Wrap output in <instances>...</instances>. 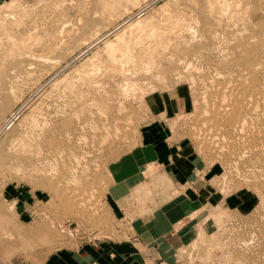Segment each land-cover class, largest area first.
Masks as SVG:
<instances>
[{
	"label": "rangeland",
	"instance_id": "374dc122",
	"mask_svg": "<svg viewBox=\"0 0 264 264\" xmlns=\"http://www.w3.org/2000/svg\"><path fill=\"white\" fill-rule=\"evenodd\" d=\"M258 37L264 0H3L0 129L18 118L0 133V264L130 238L109 197L111 165L139 143L147 96L181 90L173 132L219 165L221 193L248 191L257 204L217 207L215 228L174 260L264 264V101L241 107L238 124L221 111L237 107L230 87L242 81L243 44Z\"/></svg>",
	"mask_w": 264,
	"mask_h": 264
},
{
	"label": "crops",
	"instance_id": "0c3cea01",
	"mask_svg": "<svg viewBox=\"0 0 264 264\" xmlns=\"http://www.w3.org/2000/svg\"><path fill=\"white\" fill-rule=\"evenodd\" d=\"M181 92L147 96L151 114L141 126L139 143L111 165L109 197L133 235L62 247L44 264H176L177 246L188 243L201 228H215L211 214L217 207L249 212L256 206L248 191L221 193L219 165H209L193 140L173 132L171 118L185 106Z\"/></svg>",
	"mask_w": 264,
	"mask_h": 264
},
{
	"label": "bare ground",
	"instance_id": "6f19581e",
	"mask_svg": "<svg viewBox=\"0 0 264 264\" xmlns=\"http://www.w3.org/2000/svg\"><path fill=\"white\" fill-rule=\"evenodd\" d=\"M142 14L139 13L137 17H139ZM139 19V18H138ZM142 19V18H141ZM147 20V19H146ZM261 21V20H260ZM144 22V21H143ZM129 23V21L125 22L124 24ZM141 24L140 20H137L135 22V26H139ZM263 24V23H262ZM144 25V24H143ZM148 25V23L146 24ZM142 26V25H141ZM135 28V27H134ZM116 35H119L118 33ZM245 35V34H244ZM246 37V36H245ZM247 38V37H246ZM253 38V37H252ZM255 38V37H254ZM243 39H245L243 37ZM250 39V38H249ZM255 40V39H254ZM109 41V40H107ZM108 45L111 46L110 43H107ZM121 51L124 50V45H120ZM114 49V48H113ZM114 51V50H113ZM243 55L240 57L242 60V81L239 83H236L233 85V87H230V92L235 96V100L237 101L235 105L237 107L233 108H227L226 111L221 109L222 115L225 117H228L232 121H235L238 124L239 118H241V113L240 111L247 110L249 108L253 109L255 105V101H253L254 97L257 100H263L264 101V38L258 37L255 42L249 43L245 42L243 44L242 48ZM240 71V70H239ZM204 77V76H203ZM193 80V79H192ZM194 81V80H193ZM195 82V81H194ZM229 84V83H228ZM230 85V84H229ZM220 86V85H219ZM222 87V86H221ZM229 87V86H228ZM226 88V87H225ZM222 89V88H221ZM228 92V91H227ZM257 95H259V99H257ZM209 98V97H208ZM207 98V99H208ZM223 99V98H222ZM232 100V99H231ZM226 101V100H225ZM223 102V100H222ZM214 103V101H213ZM217 103V102H216ZM215 103V104H216ZM242 103V104H240ZM258 104V103H257ZM210 106V105H209ZM213 106V105H212ZM224 106V105H223ZM259 106V105H258ZM243 110H242V108ZM256 107V106H255ZM226 108V107H225ZM224 108V109H225ZM216 110V109H215ZM257 110V109H256ZM220 111V113H221ZM253 111V110H252ZM3 113V110H0V115ZM253 113V112H251ZM120 114V113H119ZM199 114V113H198ZM16 115V116H15ZM13 116L10 119V117ZM218 117V116H217ZM243 117V116H242ZM247 117V116H246ZM17 114L16 112L12 113L8 119L6 120L5 124L3 125L4 127H1L0 133L4 130L7 129L8 127H11L15 120H17ZM136 118V117H135ZM219 118V117H218ZM223 118V117H222ZM210 119V118H209ZM217 119V118H216ZM220 119V118H219ZM226 119V118H225ZM243 119V118H242ZM9 120V121H8ZM214 120V119H213ZM245 120V119H243ZM8 121V122H7ZM218 121H216L217 123ZM223 122V121H222ZM246 122V120H245ZM226 123V122H225ZM230 123V122H229ZM241 123V121H240ZM214 124V121H213ZM231 124V123H230ZM233 124V123H232ZM236 124V126H237ZM217 125V124H216ZM241 125V124H240ZM249 125V124H248ZM243 126V125H242ZM241 126V129L243 128ZM220 127V126H219ZM233 127V126H232ZM263 127V125H262ZM222 128V127H221ZM250 128V127H247ZM261 129V128H260ZM205 130V129H204ZM244 130V129H243ZM263 130V129H262ZM261 130V131H262ZM249 131V130H248ZM253 131V130H251ZM247 132V131H246ZM202 133V132H201ZM245 133V132H244ZM255 133V132H253ZM115 134V133H114ZM200 134V133H199ZM246 134V133H245ZM252 134V133H251ZM250 135V134H249ZM257 135V133H256ZM263 136V135H262ZM199 137H204V136H199ZM219 137V136H218ZM246 137V135H245ZM260 137V136H259ZM205 138V137H204ZM247 138V137H246ZM206 139V138H205ZM244 139V138H243ZM244 141V140H243ZM249 141V140H248ZM260 142V141H259ZM254 143V142H253ZM262 143V141H261ZM264 143V141H263ZM55 148L56 145H53L51 148ZM249 148V147H248ZM58 152V151H57ZM56 152V153H57ZM263 152V151H262ZM264 158V157H263ZM83 165V164H82ZM84 166V165H83ZM76 195V194H75ZM92 264V263H91Z\"/></svg>",
	"mask_w": 264,
	"mask_h": 264
},
{
	"label": "built area",
	"instance_id": "2783aa9c",
	"mask_svg": "<svg viewBox=\"0 0 264 264\" xmlns=\"http://www.w3.org/2000/svg\"><path fill=\"white\" fill-rule=\"evenodd\" d=\"M12 117H13V116H11L9 120H11ZM9 120H8V121H9ZM8 121H7V122H8ZM92 264H98V263H97V262H94V263H92Z\"/></svg>",
	"mask_w": 264,
	"mask_h": 264
}]
</instances>
